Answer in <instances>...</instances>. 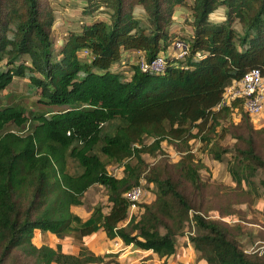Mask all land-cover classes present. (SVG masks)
Returning a JSON list of instances; mask_svg holds the SVG:
<instances>
[{
  "label": "trees",
  "instance_id": "trees-1",
  "mask_svg": "<svg viewBox=\"0 0 264 264\" xmlns=\"http://www.w3.org/2000/svg\"><path fill=\"white\" fill-rule=\"evenodd\" d=\"M53 1L0 0V91L25 78L48 109L0 106V264H122L118 253L92 247L88 238L99 231L165 258L186 237L207 264H264L262 249L246 248L251 229L231 193L209 189L200 172L207 165L191 146L196 140L213 150L230 133V189L243 196L239 203L252 191L262 197L264 126L254 127L241 99L224 103V93L251 68L264 72V0H65L80 4L81 17L71 19L60 46ZM182 6L192 11L191 32L178 37L170 27ZM219 7L225 18L212 21ZM178 40L187 44L183 57L175 55ZM159 54L164 71L140 68L141 56ZM226 152L214 150L215 159ZM110 165L121 166V175ZM143 180L154 198L130 213L126 193L145 189ZM95 185L106 189L109 209L76 213L72 207ZM36 232L56 246L36 244ZM71 235L85 243L76 252L63 247Z\"/></svg>",
  "mask_w": 264,
  "mask_h": 264
},
{
  "label": "rangeland",
  "instance_id": "rangeland-1",
  "mask_svg": "<svg viewBox=\"0 0 264 264\" xmlns=\"http://www.w3.org/2000/svg\"><path fill=\"white\" fill-rule=\"evenodd\" d=\"M187 1L188 3H193V0ZM80 7V4H78L76 1L65 2V0H56L54 2L53 8L56 14V21L52 35L57 46H60L64 41L66 33L65 29L71 26V19L77 20L79 19L78 17H81ZM135 13H143V9L141 7H136ZM192 15V11L188 8V6L177 7L173 12L174 21L170 27L172 33L178 37H184L190 33ZM99 16L102 17L103 14H99ZM224 18L225 8L219 7L212 14L211 20L219 22ZM236 25L238 24L236 23ZM86 54V51L81 53L83 57ZM126 73L127 75L130 74L129 71ZM5 105H20L26 109V113H38L42 110H48L37 101V96L31 93L27 80L25 78L18 77L14 78L13 82L6 89L0 91V106L3 107ZM238 116L239 115L236 114L233 115L232 119L234 123L240 122ZM251 119L255 128L259 129L260 127L264 126V113L259 116L251 117ZM228 124H230V121H225V125ZM235 141L236 140L232 137V135L228 133L224 137L217 138L218 144L213 148V150H209L206 144L196 140L191 141V146L196 155L201 157L202 161L207 165V168L202 169L200 172L202 178L208 181L209 189L215 192L223 191L228 193V195L231 193L229 197H232L231 200L233 205L236 209L240 210L241 216H243L247 222V227L251 229V232L247 235L249 238H246L245 240L246 248L249 250L262 249V253H264V194L261 198L255 197V194L252 191L251 195L249 194L246 196L247 200L249 201L248 203H239L237 200L243 196L237 195V192H234L232 189H230L236 186L235 181L233 180V177L228 169L229 161L234 160ZM162 145L163 151L166 155H168L170 161L175 162L180 158V154L174 148V146L169 145L166 141H164ZM223 149H227L228 152L223 154L221 160L215 159L214 150L222 151ZM143 156L149 163H154L156 161L155 157H152L147 153H144ZM109 170L117 176H120L122 173V167L119 165H110ZM262 176L263 172L258 171L254 177L255 181L258 182ZM143 184L145 187L144 195L140 201H151L154 198L153 186L147 185L145 180H143ZM246 189L250 188L247 187ZM258 189L261 193H264V189L260 185L258 186ZM224 202H227V196L223 197L220 203L223 204ZM96 204H102L105 211H107L110 206L107 191L103 186L100 185H95L89 188L84 195V203L79 206H73L72 209L80 215L87 216L91 212L92 207ZM133 212H137L136 207L130 208V213ZM186 229H188V227ZM93 239L96 244L92 242V247L101 251V249H103V242L107 241V239L105 237L101 239L100 233H97ZM33 240L36 244L47 243L54 247L57 244L56 238L51 239L46 234H41L39 232L35 233ZM83 244L85 243L75 238L73 235L67 236L63 240V247L69 252L78 251Z\"/></svg>",
  "mask_w": 264,
  "mask_h": 264
},
{
  "label": "built area",
  "instance_id": "built-area-1",
  "mask_svg": "<svg viewBox=\"0 0 264 264\" xmlns=\"http://www.w3.org/2000/svg\"><path fill=\"white\" fill-rule=\"evenodd\" d=\"M187 49V44L183 41L178 40L174 43L177 57H183L187 53ZM138 63L142 70H151L157 73L164 71L166 67L164 54H159L151 60H146L141 56ZM237 99L243 101L244 109L250 116L255 117L264 113V72L260 68H251L241 79L234 80L226 88L224 103H231ZM143 195L142 185H137L126 193V197L132 202L131 208L136 207V203Z\"/></svg>",
  "mask_w": 264,
  "mask_h": 264
},
{
  "label": "crops",
  "instance_id": "crops-1",
  "mask_svg": "<svg viewBox=\"0 0 264 264\" xmlns=\"http://www.w3.org/2000/svg\"><path fill=\"white\" fill-rule=\"evenodd\" d=\"M168 53H174L171 50ZM100 233V238L104 237L107 241L103 242L102 252L118 253V259L122 264H207L205 261L199 259L198 252L195 251L188 238L184 237L178 242L177 253L169 258L161 257L153 250H144L134 248L133 245H126L120 238L109 239L105 232L99 231L92 233L88 241L91 244H96L94 236ZM93 242V243H92ZM101 252L100 250H97Z\"/></svg>",
  "mask_w": 264,
  "mask_h": 264
}]
</instances>
